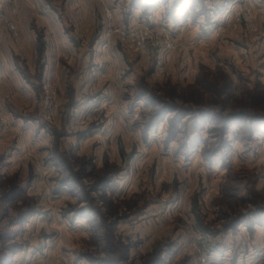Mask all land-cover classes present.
<instances>
[{"label": "rangeland", "instance_id": "obj_1", "mask_svg": "<svg viewBox=\"0 0 264 264\" xmlns=\"http://www.w3.org/2000/svg\"><path fill=\"white\" fill-rule=\"evenodd\" d=\"M144 1L0 0V264H264V0Z\"/></svg>", "mask_w": 264, "mask_h": 264}, {"label": "built area", "instance_id": "obj_2", "mask_svg": "<svg viewBox=\"0 0 264 264\" xmlns=\"http://www.w3.org/2000/svg\"><path fill=\"white\" fill-rule=\"evenodd\" d=\"M172 45L170 44V42L168 41L167 43H164V52H168L170 49H172ZM135 116H137V114H135Z\"/></svg>", "mask_w": 264, "mask_h": 264}, {"label": "crops", "instance_id": "obj_3", "mask_svg": "<svg viewBox=\"0 0 264 264\" xmlns=\"http://www.w3.org/2000/svg\"><path fill=\"white\" fill-rule=\"evenodd\" d=\"M145 1H146V0H145ZM145 1H144V2H145ZM147 1H148L149 3H151V1L153 2V1H155V0H147Z\"/></svg>", "mask_w": 264, "mask_h": 264}]
</instances>
